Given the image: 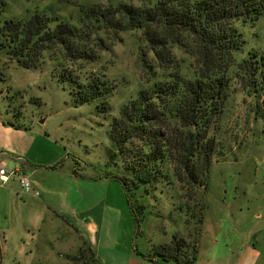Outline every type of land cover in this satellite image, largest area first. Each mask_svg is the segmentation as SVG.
I'll use <instances>...</instances> for the list:
<instances>
[{"label": "rangeland", "instance_id": "rangeland-1", "mask_svg": "<svg viewBox=\"0 0 264 264\" xmlns=\"http://www.w3.org/2000/svg\"><path fill=\"white\" fill-rule=\"evenodd\" d=\"M6 1L0 16L3 22L28 20L35 13L55 17L89 36L88 44L97 59L90 64L79 62L71 66L60 58L52 60L45 52L40 66L25 69L9 62L6 51L0 49V118L39 134L37 146L46 152L37 156L40 163L36 164L48 162L51 159L48 154L58 152L63 154L58 164L66 165L67 161L78 164L77 172L83 181L78 195L74 194L77 188H72L73 195L66 207L61 208L60 216L47 207L41 208L38 196L26 199L27 193L18 187V177L8 184L0 182V193L5 191L1 186L12 190L8 199L4 194L6 201L0 202L1 264H82L72 261L82 246L78 245L73 228H80L86 215L77 217L70 212H84L102 198L106 186L92 182L93 175L101 178V174L108 176L105 184L110 185L111 193L115 195L120 189V197L114 199L119 200L125 213L122 225L131 229L130 244L142 256H149L155 245L171 243L174 236L191 244L196 240L200 259H205L210 249L214 255L223 253L226 245L239 243L250 235L257 247L264 250V94L255 98L244 82L233 81L216 135L221 148L210 168L206 191L200 187L190 191L175 180L173 184L163 181L147 192L141 189L134 196L145 206L138 221L120 181L127 172L108 162L112 151L108 131L121 109L162 73L155 68V78L146 83L152 76L141 60L142 52L146 51L141 30L110 29L106 22L83 18L82 9L99 6L104 15L108 9L114 11L121 4L139 5L140 1ZM244 32L249 46L264 52V22L247 26ZM176 55L189 72L193 59L182 49H177ZM146 58L155 64L152 53ZM72 68L82 73L105 74L110 84L116 85L107 112L98 103L75 101L72 85L61 80V73ZM14 161L4 165L6 171L20 168L19 162ZM201 197L203 211L199 224L192 215L198 213V206L194 205L200 203ZM251 232L256 233L253 236Z\"/></svg>", "mask_w": 264, "mask_h": 264}, {"label": "trees", "instance_id": "trees-1", "mask_svg": "<svg viewBox=\"0 0 264 264\" xmlns=\"http://www.w3.org/2000/svg\"><path fill=\"white\" fill-rule=\"evenodd\" d=\"M139 1V5L108 9L104 15L99 6L82 9L83 18L106 22L110 29L141 30L146 42L141 60L152 76L146 83L155 78L154 70L162 73L121 109L108 131L112 147L108 162L127 172L120 181L138 221L145 206L134 196L141 189L147 192L163 181L173 184L175 180L190 191L197 187L206 191L210 168L221 148L216 135L233 81L244 82L255 98L264 94V52L250 47L244 32L247 26L264 22V0ZM6 6L7 1L0 0V16ZM82 32L39 13L28 20L3 22L0 17V49L6 51L9 62L25 69L40 66L45 52L52 60L60 58L71 66L90 64L97 55L88 44L89 36ZM177 49L193 59L189 72L177 57ZM149 53L154 65L146 58ZM61 80L72 85L78 104L98 103L103 112L109 110L116 85L105 74L72 68L61 73ZM202 199L195 202L198 213L192 215L199 224ZM151 254L149 258L195 264L197 242L174 236L171 243L155 245ZM72 261L95 264L97 259L83 242Z\"/></svg>", "mask_w": 264, "mask_h": 264}, {"label": "crops", "instance_id": "crops-1", "mask_svg": "<svg viewBox=\"0 0 264 264\" xmlns=\"http://www.w3.org/2000/svg\"><path fill=\"white\" fill-rule=\"evenodd\" d=\"M38 139V133L34 134L32 130L16 124L12 120L0 118V168L4 167L5 164H13L14 160L19 162L20 168L14 169L31 179L34 188L33 191L26 192V199L38 196L42 203L39 205L41 208L47 207L48 210H52L60 216L61 208L66 207L68 199L73 195L72 188H77L74 194L78 195L83 181L77 172L78 164H73L70 161H67L66 165L65 162L58 164L63 155L58 152L48 154L49 157L51 155L48 162L36 164L40 163L37 156L41 157L46 152L41 146H37ZM100 176L101 178H97L96 175H93L94 180L92 182L106 186L102 198L84 212L79 214L75 211L70 212L71 215L77 217L86 215L84 217L85 222L80 223V228L74 229V226L69 224V220H66L75 232L78 245L83 242L89 245L96 255L97 262L95 264H160L161 258L142 256L139 250L131 246V229L122 225L125 222V213L118 204L119 200L114 199L118 195L120 197L121 191L117 188L115 195L111 193L110 185L105 184L109 180L108 176L102 174ZM12 178L10 177L7 181L0 178V182L7 184L12 180L14 182L15 180ZM16 180L19 184V179ZM1 187L5 189L4 193H0V202L2 203L5 198L8 199L12 190L10 187ZM36 190L39 195L35 194ZM255 233L251 232L250 234L254 236ZM246 239L236 244L226 245L224 252L217 255H214L210 249L209 255L205 259H200V256L197 255L195 264H264V250L257 247V242L252 240L251 235ZM199 248L197 242L198 252ZM161 264L175 263L164 261Z\"/></svg>", "mask_w": 264, "mask_h": 264}, {"label": "built area", "instance_id": "built-area-1", "mask_svg": "<svg viewBox=\"0 0 264 264\" xmlns=\"http://www.w3.org/2000/svg\"><path fill=\"white\" fill-rule=\"evenodd\" d=\"M10 177H18L20 188L23 191L28 192V191L34 190L32 182L25 174L21 173L17 169H13L12 171H6L4 167H1L0 168V178L3 181H7ZM35 194L39 195V192L35 191Z\"/></svg>", "mask_w": 264, "mask_h": 264}, {"label": "water", "instance_id": "water-1", "mask_svg": "<svg viewBox=\"0 0 264 264\" xmlns=\"http://www.w3.org/2000/svg\"><path fill=\"white\" fill-rule=\"evenodd\" d=\"M42 122H44V120H42Z\"/></svg>", "mask_w": 264, "mask_h": 264}]
</instances>
